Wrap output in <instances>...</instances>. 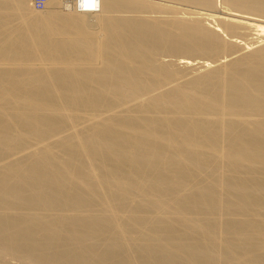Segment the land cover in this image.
I'll return each mask as SVG.
<instances>
[{
    "label": "bare ground",
    "instance_id": "6f19581e",
    "mask_svg": "<svg viewBox=\"0 0 264 264\" xmlns=\"http://www.w3.org/2000/svg\"><path fill=\"white\" fill-rule=\"evenodd\" d=\"M27 1L0 0V264H264V0H102L96 29Z\"/></svg>",
    "mask_w": 264,
    "mask_h": 264
},
{
    "label": "rangeland",
    "instance_id": "374dc122",
    "mask_svg": "<svg viewBox=\"0 0 264 264\" xmlns=\"http://www.w3.org/2000/svg\"><path fill=\"white\" fill-rule=\"evenodd\" d=\"M147 1H149V0H147ZM150 1L154 2V0H150ZM155 1H156L155 3H157V2H158V4L161 3L160 5H161L162 8H160L161 11H160V10H155V13H154V12H151V13L154 14V15L151 14L150 16H157V11H158L159 15H160V13H161V16H166L167 12L165 13V10L167 11L168 9H170V8L167 9V7H169L170 5L173 6V7H175V8H174L175 11L173 10L175 13L172 12V11H170V10H168V13H169V14L172 13V14L174 15V14H176L177 11H178L180 14L177 13V14L174 15V16H179V17H181V16H182V13L184 14V12L186 11V12H188L189 14H190V13H192V14L195 13V14H193V15H195L196 17H195V16H193V17H194V18H198V17L200 16V14H197V13H199V12H205V11H206L205 9H204L205 11L203 10V7H202V6L197 5V4L195 5L194 3L184 2L185 4H184V3L182 4V3H180L181 1L178 2L177 0H155ZM160 1L165 2V3H162V2H160ZM61 2H62V0L59 1V3H61ZM174 2H175V3H174ZM219 2H220L221 4H223V1H222V0L218 1L217 3L220 4ZM59 3H56L55 6L57 7L58 10H61V9H62L61 11H64V9H63V5H62L63 3H61V6H58L57 4H59ZM29 4H30V5L32 4V3H31V0H30V1L28 0V1H27V5H28V8H29V7H32V6H30ZM163 4H164V5L168 4V6H164ZM172 4H173V5H172ZM191 4H194V6H192ZM218 4H217V6H218ZM221 4H220V5H221ZM51 5L54 6V4H51ZM59 5H60V4H59ZM187 5H188V6H187ZM220 5L218 6V9H219L220 11H225V10H224V6H225V5H224V6L221 5V6H223V7H221ZM61 7H62V8H61ZM163 7H164L165 9H164ZM192 7H193V8H192ZM220 7H221V8H220ZM30 9H32V8H30ZM196 9H197V10H196ZM171 10H172V8H171ZM176 10H177V11H176ZM179 10H180L181 12H180ZM184 10H185V11H184ZM187 10H188V11H187ZM194 10H196V12H195ZM198 10H199V11H198ZM200 10H202V11H200ZM32 11H40V10H39V9H37V10H36V9H35V10L32 9ZM169 11H170L171 13H170ZM191 11H193V12H191ZM186 12H185V13H186ZM127 13H129L130 15H131V14L134 15L133 13H130V12H127ZM127 13H126V14H127ZM146 13H147L148 16H149L150 12H146ZM146 13H145V12H141V13L136 14V15H142V14H143V16H144V14H145V16H147ZM124 14H125V13H124ZM129 14H127V15H129ZM169 14H168V15H169ZM172 14H171V15H172ZM189 14L186 13V15H188V16L191 15V16H190V18H191V17H192V14H190V15H189ZM184 15H185V14H184ZM184 15H183V16H184ZM186 15H185V17L188 18ZM91 16H93V15H91ZM91 16H90V17L87 16V17H89L88 21L91 19L92 21H91V20L89 21V22H90V26L93 25V26H91V27H94L93 29H96L97 26L95 25V22H94V21H95V16H93L94 18L91 17ZM169 16H170V15H169ZM197 16H198V17H197ZM200 17H201V16H200ZM93 20H94V21H93ZM203 22H205L204 24H207V25L209 26V23H211L212 21L204 20ZM91 23H93V24H91ZM216 23H217V22H212L208 28H210V29H214V28H215V25H214V24H216ZM211 25H212V27H211ZM95 27H96V28H95ZM213 27H214V28H213ZM253 32H254V31H252V33H253ZM238 36H239V37H238ZM246 36H247V35H243V38H242V37H241V34H240V35H237V36H234V37H233V39H234L235 41H236V40L239 41V42H237V43H236V42L234 43L233 49H234V48H235V49H234V50L232 49V51H231V53H232L231 55H233V57L238 56L240 53L243 52V50H239L240 47H237V46H239L240 43H241V45H242L243 43H244V44H245V43H248V42H247L248 39H250V40H251V38L255 39V40H252L253 42H252V41L250 42V40H249V42L252 43V45L250 46V48H252V50H253L254 48H258L256 45H258V46L260 45V46H261L262 43H263V45H264V39L261 40V38L259 39V37H258V39H257V37H255V36H258V35H256V34L251 35V36L248 35V39H247ZM253 36H254L255 38H254ZM225 37H227L228 39H225ZM223 38H224L225 40H232V37H230L229 35L223 36ZM237 38H238V39H237ZM245 40H246V41H245ZM256 40H257L258 42H257ZM259 40H260V41H259ZM242 41H244V42L242 43ZM260 42H261V43H260ZM253 43H254L255 46H253ZM256 43H257V44H256ZM241 45H240V46H241ZM236 47H237V48H236ZM238 50H239V51H238ZM245 50H246V49H245ZM231 55H230V57H231ZM172 56H173V55H172ZM194 57H195V58H194ZM230 57H227V59L230 58ZM233 57H232V58H233ZM160 58H161L162 60H164V61H172V62L174 61V62H175L179 57H178V55H175V56H173V57H171V55H170V57H169V55H167V56L162 55ZM191 59H193V60H191ZM194 59H195V60H194ZM202 59L207 60V61H213V60H214V59H211V58H205V57H201V56H191V57H190L191 62H192L195 66H198V63H199L200 61H201V62L203 61ZM230 59H231V58H230ZM197 60H198V61H197ZM199 60H200V61H199ZM194 61H195V62H194ZM197 62H198V63H197ZM218 62H219V61H218ZM175 63H176V62H175ZM212 63H213V64H212ZM212 63H211V65H215L217 62H216V63H215V62H212ZM219 63H220V62H219ZM191 71H193V70H191ZM13 262H14V261H13ZM11 264H12V263H11Z\"/></svg>",
    "mask_w": 264,
    "mask_h": 264
},
{
    "label": "clouds",
    "instance_id": "9594fccd",
    "mask_svg": "<svg viewBox=\"0 0 264 264\" xmlns=\"http://www.w3.org/2000/svg\"><path fill=\"white\" fill-rule=\"evenodd\" d=\"M66 3V10L72 11V7L67 6L70 5V2ZM102 0H75V11L84 14L85 16H89V14H93L99 12L101 10Z\"/></svg>",
    "mask_w": 264,
    "mask_h": 264
},
{
    "label": "built area",
    "instance_id": "2783aa9c",
    "mask_svg": "<svg viewBox=\"0 0 264 264\" xmlns=\"http://www.w3.org/2000/svg\"><path fill=\"white\" fill-rule=\"evenodd\" d=\"M70 3H72L75 6V0H68ZM46 0H32L31 3L33 6L37 9H41L44 7Z\"/></svg>",
    "mask_w": 264,
    "mask_h": 264
}]
</instances>
